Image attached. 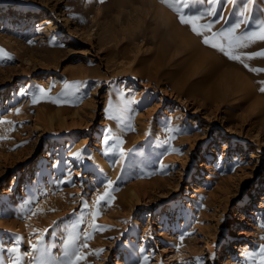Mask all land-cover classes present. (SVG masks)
<instances>
[{
	"label": "rangeland",
	"instance_id": "1",
	"mask_svg": "<svg viewBox=\"0 0 264 264\" xmlns=\"http://www.w3.org/2000/svg\"><path fill=\"white\" fill-rule=\"evenodd\" d=\"M97 1L0 0V49L12 57L0 60V119L12 122L0 124V261L62 259L68 230L77 224L74 234L88 244L81 264H141L144 256L147 264H254L245 253L264 244L263 107L243 117L250 103H233L234 93L215 108L193 99L191 87L177 93L165 74L151 80L137 73L147 69L149 47L171 27L167 16L173 21L176 15L182 26L178 14L158 6L145 21L140 0H111L99 13ZM211 7L217 16L210 19L225 18L217 27L244 19L249 31L264 19V0H214ZM208 8L200 0L185 12ZM143 34L153 39L145 44ZM140 44L148 49L135 59ZM174 58L167 71L177 77L193 64L188 55ZM251 74L246 76L264 103V84ZM65 82L83 87L64 95L74 91ZM40 87L69 102L45 98L33 105L31 94ZM126 100L137 103L124 123L110 119ZM128 124L134 131L126 130ZM107 135L113 139L105 144ZM121 148L123 168L113 163ZM161 164L168 166L164 172ZM106 180L116 182L114 199L96 207V191L103 193ZM93 206L103 231L92 228ZM54 221L56 229L50 227ZM184 233L191 235L181 240ZM16 236L22 238L20 252L10 253ZM37 236L52 246L50 252L30 247Z\"/></svg>",
	"mask_w": 264,
	"mask_h": 264
},
{
	"label": "bare ground",
	"instance_id": "2",
	"mask_svg": "<svg viewBox=\"0 0 264 264\" xmlns=\"http://www.w3.org/2000/svg\"><path fill=\"white\" fill-rule=\"evenodd\" d=\"M92 1L94 2V0ZM97 2L99 5V7L97 5V7L99 8V9L97 8V13H99L100 11L102 12L106 7H108L111 4V0H107V1L103 0V3L99 1ZM140 3H141V6L143 7L146 6V15L144 18L145 21L150 20L148 15L151 14L150 13L151 9L155 11L157 8L160 7L164 11H167V9L169 8L165 4H163L161 0H140ZM89 5H90V2H88L86 5L87 9H90ZM152 16L156 17L153 14ZM175 16L173 17L174 18L173 21L169 16H167V19H168L167 22L169 26L171 25V27H168L167 29L163 27L165 30V33L161 37L158 36L159 42H157L155 47L153 46L154 48L149 47L150 50H149L148 57H147L148 61L147 63L145 62V64H147L146 68L148 69V71L146 69L143 71L136 70V72L141 75L147 74V76L151 80H153L154 78L156 79V77L158 78V76L161 74H165L166 76L165 75H162V76H165V78L167 77V81L169 80L171 82L172 88L175 91H177V93H180V92L182 93L185 91L184 92L185 94L186 90L191 87L193 88V92H192L193 99H196L197 101L201 100L204 102H210L215 108H219L221 103L231 98L229 94L234 93L237 97L235 100L237 101L233 100L234 101L233 103L236 102L235 104H241L243 102V99L245 100V102H248V104L250 103L248 107L245 108L247 111V114H244L243 117L247 116L249 112L255 110L256 107H257V112L259 111L260 107H263L264 109V103L262 102L263 100L258 98L259 96L258 94L255 95L254 92H256V90L253 89V84L249 80V78L251 79L252 77V76L250 77L249 74L252 73L254 74L253 76L256 77V80L258 79V82L260 83L264 82V77H262V71L251 72L248 69H245L242 63L237 62V61H229L226 57H224L218 51L211 49L209 46H205L204 44L203 46L200 43L202 41V37L197 36V35H194L196 37H194L193 35L191 37L189 34H187L188 30L186 29V27L188 28L190 27L186 25L179 26V24H177L178 25L177 26ZM217 26H219V24ZM217 26H215V24L213 25V31L219 30L221 28ZM251 30H254V29H250L249 31ZM143 36H144L143 39H144L145 44L148 43L147 39H149V41L153 39V36H151L152 39L149 38L150 36H147L145 34H143ZM199 40L201 41L199 42ZM138 46L139 48L136 51V53L139 52V54L134 55L135 59L140 58V56L142 55L140 54L141 50L146 52L148 49L146 47L144 50L143 44H140ZM209 48L213 50V52L208 50ZM262 49H264V41H257V42L249 44L247 48L241 49L239 51L248 53V52H257ZM214 52H216L217 55H219V57L221 56L220 57L221 59H217L218 57H216V54H214ZM179 54L188 55L189 57H191L193 59V64L191 63L187 67L186 71L184 73L182 72L181 75L177 77V72L169 74L167 71V68L170 66V64H172L176 60L174 56H177ZM244 63H247L249 65V68L262 69L264 67V57L245 59ZM169 81L167 83H169ZM259 94L264 95V93H259ZM190 98L192 97L190 96ZM232 98L234 99L235 96ZM229 101H232V100H229ZM262 122L264 125V118ZM170 126L171 125H169V127ZM176 139H178V137H176ZM176 139H175V142H176ZM168 145H169V142H168ZM254 157H255V154H252V158ZM205 164H206L205 162L202 163V165H205ZM96 192H97V195L101 194V191H96ZM262 195L264 199V194H261V196ZM93 210L96 211V207H94Z\"/></svg>",
	"mask_w": 264,
	"mask_h": 264
},
{
	"label": "snow or ice",
	"instance_id": "3",
	"mask_svg": "<svg viewBox=\"0 0 264 264\" xmlns=\"http://www.w3.org/2000/svg\"><path fill=\"white\" fill-rule=\"evenodd\" d=\"M99 2L103 3V0H99ZM163 4H165L170 9L174 10L178 14V20L179 23L182 25H186L190 27V30L192 33H194L197 36L202 37V43L205 46H209L212 49L218 51L221 53L224 57H226L229 61H237L243 64V67L245 69H248L251 72H258V71H264V69H256V68H249V65L247 63H244L245 59H253L256 57H264V49L257 51V52H248L244 53L239 50L245 49L249 46V44L257 42V41H264V19H260L257 22V29L248 31L245 30L248 21L241 19L236 23H233L230 26H222L219 30L213 31V25L220 23L225 18L223 16H220L218 19H210L211 17H216L217 12L215 8L211 7L214 3V0H207V3L209 5V8L206 9L204 12H196L195 14H189L185 12V9H188L190 5L192 4H198L200 0H161ZM209 18V19H206ZM31 43V42H29ZM12 57L8 55L6 52H4L3 49H0V60H11ZM264 84V82H261ZM83 87L82 82H76L74 85H69L67 82H65V89L72 88L74 89L73 92H65L64 95H74L75 92H79L81 88ZM259 91L261 93H264V86H261ZM118 95H122V93H118ZM48 98L52 103L54 104H60V103H68L69 101L64 100L61 101L59 99H52L51 97H48L47 91L40 87L37 89L35 93L31 94V102L33 105L40 103L43 99ZM79 99V97H76ZM137 103L135 100H126L122 103L121 107L117 109V115L115 117L109 116L110 119H118L120 123H124V121L127 119V111L130 110V105ZM112 105L110 104V108ZM107 111V110H106ZM16 113L20 112V109H15ZM11 124V121H7L5 119H0V124ZM126 130H133L131 127V124L127 125ZM169 132H176L179 133L181 130L179 128L167 129ZM146 136L148 133L145 134ZM170 139L172 137H169ZM113 137L111 135H107L104 138V143L107 144L108 141L112 140ZM117 144H122L123 141L120 140L118 137L116 138ZM164 145L168 144V140L163 141ZM113 148H107L105 150V155L110 154L113 152ZM165 151H167V148H165ZM172 151H177L176 149H172ZM74 156L79 157L81 155L80 152L73 153ZM124 155L125 152L121 148L119 149L118 154V160L113 161V163L119 162L121 168L124 167ZM55 167V165H53ZM167 165H160V171L164 172L167 168ZM235 169H229V171H234ZM166 174V172H165ZM119 179V177L117 178ZM60 182H66V181H60ZM115 181L113 180H106L103 182L102 186L104 188L103 193L98 194L96 196L94 203V206L99 207L101 204H107L110 203L114 197L112 196V190L113 186L115 185ZM32 203L31 201L29 202ZM86 206V205H85ZM31 209H29L30 211ZM35 215V213H32ZM98 215V212L93 211L92 217H93V223L92 228L94 230L103 231V228H97V225L95 224L96 216ZM53 229L57 228V222H53V225L50 226ZM78 227L77 224H73L72 228L68 230L69 236L68 239L64 242V248L62 252V259L59 260H53L51 261V264H81V261L86 259V255L81 253V249H87L88 244L86 242H79L80 237L79 235H75V230ZM261 227H264V224H261ZM45 232L47 233L48 230L46 229ZM55 235V230L52 233ZM185 235H191V233H184L181 235L180 239L183 240ZM91 238L90 233L85 232L84 233V240L87 241ZM21 237L16 236L14 238L15 244L13 247L8 248L7 251L10 253H19L20 249L18 247ZM261 239H264V237H261ZM39 245V252L41 255H44L45 252H50L51 245L44 246L41 244V237L37 236V244H31L30 247L32 249H37ZM103 251V249L99 250ZM93 255L97 253H91ZM245 257L250 260L254 261V264H264V244L258 245V251L252 250L247 253H245ZM214 255L212 259H214ZM19 260V256H17L14 260L11 261V264H16V262ZM148 257L144 256L142 257L141 264H147ZM0 264H2V261H0ZM199 264V261H198Z\"/></svg>",
	"mask_w": 264,
	"mask_h": 264
}]
</instances>
